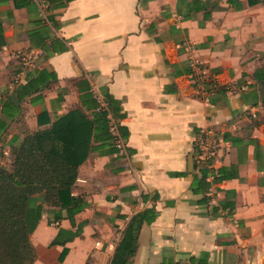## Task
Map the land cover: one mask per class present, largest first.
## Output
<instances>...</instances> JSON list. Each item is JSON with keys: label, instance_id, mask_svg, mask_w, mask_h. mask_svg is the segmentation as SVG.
I'll use <instances>...</instances> for the list:
<instances>
[{"label": "crops", "instance_id": "obj_1", "mask_svg": "<svg viewBox=\"0 0 264 264\" xmlns=\"http://www.w3.org/2000/svg\"><path fill=\"white\" fill-rule=\"evenodd\" d=\"M45 2L42 13L25 0H0L4 158L27 133L76 107L93 117L96 111L82 106L92 91L118 109V117L110 114L125 152L111 138L93 143L72 189L86 204L73 225L41 196L30 200L31 215L41 207L30 234L33 264H111L136 214L146 219L131 264H264V99L254 78L264 71V6ZM29 51L37 52L35 67L11 87ZM191 61L203 72L201 84ZM209 129L225 144L197 169L195 138ZM202 169L211 193L199 185Z\"/></svg>", "mask_w": 264, "mask_h": 264}, {"label": "trees", "instance_id": "obj_2", "mask_svg": "<svg viewBox=\"0 0 264 264\" xmlns=\"http://www.w3.org/2000/svg\"><path fill=\"white\" fill-rule=\"evenodd\" d=\"M250 4L264 6V0H250ZM254 78L264 99V71H257ZM103 97L105 107L95 103L90 94L83 98L82 106L96 111L93 117H89L81 107H76L49 126L27 133L18 147L10 149L7 157L10 165H4L6 158L0 153V264L35 262L36 251L30 234L41 217V207H37L33 215L29 213V203L34 196H41L43 204L66 211L71 225L74 217L84 210L85 202L72 195L79 167L92 152L95 141L102 137L111 138L107 113L118 117L113 100ZM45 122V115H39L38 125L45 126ZM5 128L6 123L0 121V141ZM201 173L199 185L206 192L209 188L205 181L207 170L202 169ZM60 218L56 217L57 220ZM145 219V214L131 217L111 264H131ZM190 262L202 264L194 258Z\"/></svg>", "mask_w": 264, "mask_h": 264}, {"label": "built area", "instance_id": "obj_3", "mask_svg": "<svg viewBox=\"0 0 264 264\" xmlns=\"http://www.w3.org/2000/svg\"><path fill=\"white\" fill-rule=\"evenodd\" d=\"M25 1L35 4L42 13H44L47 10V3L45 2V0H25ZM36 57H37L36 51H29L24 55H22L20 70L15 74L11 87H16L17 85H19L22 77L27 72H30L34 69L35 67L34 61ZM189 66L195 74V79H194L195 82H197V84H201L200 80L203 72L200 70L198 62L191 61ZM199 88L200 86L198 85L197 89L199 90ZM92 95H93V99L100 107H105V103L103 102V98L101 97L100 94L92 91ZM106 120L108 125V133L115 145V148L120 153H124L125 145L121 140L119 134V126L117 120L110 114V112L107 113ZM224 144H225V140L223 139V137L217 134L215 131H212L210 129L201 131L195 138V149H196L195 164L197 166V169L207 166L208 163L213 159V157L216 155V153ZM0 153H2L1 150ZM211 192L212 190L209 189L208 193ZM95 249L99 251L102 249V245L100 242L95 243ZM180 264H200V263L187 261Z\"/></svg>", "mask_w": 264, "mask_h": 264}, {"label": "water", "instance_id": "obj_4", "mask_svg": "<svg viewBox=\"0 0 264 264\" xmlns=\"http://www.w3.org/2000/svg\"><path fill=\"white\" fill-rule=\"evenodd\" d=\"M10 99H11V101H12V103H15V93H12L11 94V97H10Z\"/></svg>", "mask_w": 264, "mask_h": 264}, {"label": "rangeland", "instance_id": "obj_5", "mask_svg": "<svg viewBox=\"0 0 264 264\" xmlns=\"http://www.w3.org/2000/svg\"><path fill=\"white\" fill-rule=\"evenodd\" d=\"M3 163H4V165H6V166L10 165L9 161L7 160V158H6L5 160H3Z\"/></svg>", "mask_w": 264, "mask_h": 264}]
</instances>
